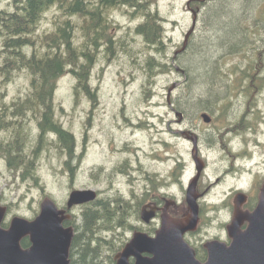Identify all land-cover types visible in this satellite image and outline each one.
Listing matches in <instances>:
<instances>
[{"label": "rangeland", "instance_id": "1", "mask_svg": "<svg viewBox=\"0 0 264 264\" xmlns=\"http://www.w3.org/2000/svg\"><path fill=\"white\" fill-rule=\"evenodd\" d=\"M189 1L141 0L142 3L147 5L151 13H159L166 31L164 41L168 43L167 52H169L170 58L174 52L181 49L185 41V35L192 27L193 14L187 7ZM234 1L229 0L228 2L227 0L226 5H229L226 7L234 9L233 4H236L232 3ZM12 3L13 0H0V10H12ZM215 3L219 5L217 0H209L206 3L204 13L198 16L196 29L192 37L189 38L192 40V47L187 54L180 57L179 65L187 69L189 80L186 84L193 86L192 96L197 98L200 95L210 96L208 89L204 88L198 81L201 80L205 83L202 79L204 71L210 61L214 60L213 67L219 70L220 74L216 73L217 76L213 84L205 78L207 81L206 86L211 87L212 91L220 97V100L223 99L222 102L229 105L230 112L235 114L232 117H239L249 112L246 106L247 101H251L250 108L254 105L250 95L251 89L247 87V84L245 85V80L238 85L224 86L221 75L228 70L240 72L241 67L247 63L248 58L244 57L245 54L243 53L231 52L234 50H230V45H228L230 43L224 45L225 42L230 40L229 36L226 37L223 31H218L217 26L208 24L209 14L205 16V12ZM237 4H239L238 13L241 15L242 23L240 25L249 29L250 37L248 34L246 36L248 41L251 42L250 45L256 44L257 51L263 53L262 56H264V0H240ZM242 7L247 8L249 12H243ZM113 11L111 14L115 18L112 19L113 27L116 29L114 35H117L115 38L129 31L128 28H135L143 18L142 16L131 17L127 9H125L126 12L118 8H114ZM60 15L61 12L57 5L53 6L42 18L34 35L43 36L50 32L51 28L54 27V19L56 20L57 16ZM71 19L76 24L75 38L78 40L77 42L83 41L84 38H82L81 32L83 19L78 15L72 16ZM133 35L135 38H127L135 39L139 43L140 41L143 42L140 36ZM237 41H241L240 38ZM144 47V43L133 46L135 51L139 48L144 49ZM116 49L121 51L119 48ZM150 52L154 53L155 51ZM170 58L166 60V57H163L167 65H170L168 64L171 62ZM253 59H256L255 55ZM134 60L142 61L140 58L131 61L130 56L124 52H121V56L117 54L116 57L114 55L108 56L107 51L104 56L99 57L97 63H95L97 57L94 56V67L89 81L91 92L95 94L94 97H89L83 89L76 94L77 78L72 73H65L59 78L54 94V116L64 128L74 135L76 155L71 161V165L75 169L74 174L66 164V160L69 158L67 153L63 152L59 146L49 145L50 143L47 142L49 138L39 145L38 120L33 118V112L29 113L31 119L24 123L23 127L27 143L37 151L34 155L31 154V158L34 160L32 173H34L37 181L35 177L28 176L29 173L23 178L21 175L23 167L13 173L11 167L7 165V155L0 150V202L2 204L9 203L10 205V211L6 217L7 221L11 220L13 216L33 219L40 213L41 203L47 196L52 198L58 206H62L66 203L72 190L94 188L96 183L92 174L93 167L108 165L109 161L102 149L104 148L106 153L108 151L111 153L112 147L109 149V141H116L122 133L131 141H134L135 144L139 143L141 147L147 150L156 149L158 151L159 158H157L156 164L162 174L163 182H171L172 180L173 162L170 151L172 149L176 150L175 148L184 153V158L188 163L184 180H187L193 173L195 174L192 158L189 153L185 152L187 148L191 151L192 145L183 139L176 141L170 132L173 114L167 105L168 89L174 82L182 81L183 76L173 69L158 73L154 85L155 93L149 99H145L143 84L146 83V74L141 68L134 66L139 65L138 62L134 63ZM2 62L3 57L0 55V69ZM107 65L109 66L107 67ZM104 66L105 72L102 73ZM252 73L255 74V79L250 86L255 83L264 86V71L260 69L259 73L256 74L255 69L252 68ZM241 75L240 72L239 76ZM29 89L30 77L26 71L16 72L13 79L8 83L4 81L0 72V94L2 93L3 102L9 103L19 96L24 97ZM92 101L96 102L97 105L93 110V119L86 122V113L91 111ZM121 108L124 109L120 110ZM226 109H228L227 106ZM119 112H124L129 117L128 127H121L122 120L115 116ZM249 117L255 120L254 115ZM261 121V118L258 122L255 120V127L249 129V131H238L242 133L236 138L235 145L237 148L252 150V137L256 136L258 140L262 141L261 148H264V122ZM134 123L136 125H133ZM249 136L250 138H248ZM50 139H56V137L51 136ZM225 141L228 143L227 137H225ZM173 145L175 146L173 147ZM83 148L84 154L82 157L77 156ZM220 148L221 141L219 142L218 138H216V144L213 146L205 143L200 146L204 158L209 161L207 184L216 181L217 175L215 174L219 172L221 159ZM80 158L84 162L82 167L79 166ZM105 177L106 174L103 175V180ZM246 177L244 175L243 180H247L249 176L247 179ZM103 180L99 184L102 187L107 186V181ZM85 207L80 206L74 209L77 220H80L79 224L82 223V214ZM131 221L140 225V221H137L135 217H132ZM133 232L134 230L129 231L125 235L130 238L133 236Z\"/></svg>", "mask_w": 264, "mask_h": 264}, {"label": "flooded vegetation", "instance_id": "2", "mask_svg": "<svg viewBox=\"0 0 264 264\" xmlns=\"http://www.w3.org/2000/svg\"><path fill=\"white\" fill-rule=\"evenodd\" d=\"M80 1L84 3L83 0ZM122 1L124 3H122ZM126 1L128 0H91L94 9L92 8L88 12H90L91 16L94 18L93 24L96 29L102 28L106 31L104 35H100L96 38V42L98 43L97 47H95V45L92 46V50L95 53L94 56L97 57L95 63H97L99 57L101 55L104 56L107 51L108 56L114 55L116 57L117 54L121 56V52L129 55L128 49H131L135 54L137 52L138 54L145 53L146 43L144 41H140L139 43L136 42L135 39L115 38V36H117L114 35L116 29L113 27L112 22V19L115 18L114 16L112 17L113 14H111V12L113 10L108 5H118L115 6V8L123 9L124 12H126ZM208 1L209 0H193L190 4H187V7L192 14L194 10L200 13L203 5ZM20 2L21 0H13V12H18ZM55 5H57L62 15L60 6L57 4L56 0H53L52 5L41 15L37 26H39L45 14ZM0 12H3V10H0ZM61 15L57 16L56 20L54 19V23L60 20ZM72 16L77 15L75 14ZM71 24L72 28H75V22L72 21ZM192 35L193 34H191L190 37H192ZM191 42L192 40L189 39L185 50L177 53L182 49V46L181 49L174 52L171 58L169 52H167L168 43L166 41H163V44L159 42L157 45L149 47L150 51H155L154 53H156L159 59L163 60V57H166V60H169L170 58L171 62L168 63L170 65H167V69H173L183 76L182 81H177L179 84L172 92L171 101H167V105L173 114L170 132L176 141L183 139L192 145L191 151L187 148L185 152L187 154L189 153L192 158L195 174L193 173L187 180H184V173L188 163L184 158V153L175 148L176 150L172 149L170 151L173 162L171 172L172 180L171 182H163L162 174L158 170L156 164L158 161L157 158H159L158 151L156 149L147 150L141 147L139 143L135 144L134 141H131L122 133L116 141H109V149L112 147L111 153L109 151L106 153V150L104 148L102 149V152L109 159L108 165H96L93 167L92 174L96 185L91 189L96 192V199L91 202V207L93 211L97 212L96 217L98 218L104 208L106 209L108 206H118L119 209L123 210V213L130 223H132V217L140 221V225L136 223L131 224L134 228L133 235L137 231H142L150 236H156L157 230L161 227L164 213H168L173 217H185L191 212L189 199L195 198L199 205L198 225L195 230L187 231L184 234V239L194 248L196 256L200 254L201 257H206L207 259L208 249L206 243L219 241L228 246L231 245L233 241L232 230L234 221L238 222V224H236V229H240L241 231L246 230L249 226V221L243 218L242 214L254 212L261 202V196L264 190V148H261L262 141L258 140L257 136L252 137V150L246 148L241 149L240 147L237 148L235 142L236 138L242 133L238 131H249V129H253L255 127V120L258 122L259 118L262 119L261 122H264V107L262 108V106H264V86L257 83L253 86H247L251 89L250 95L251 99L254 101V105L250 108L251 101H247L246 106L249 112L239 117H232L235 114L230 112L229 105L222 102L223 99L220 100L218 95L214 97L197 96L206 98L204 102L205 106H200L194 112H191L186 105H191L187 101V98L192 96L193 86L191 87V85L186 84L189 80L188 71L179 65L180 57L190 49L192 46ZM141 43H144V49L139 48L135 51L133 46ZM116 48L121 49V51ZM163 52L165 53L163 54ZM253 53V57L255 55L256 59H253L254 63L252 68L255 69L256 74H258L260 69L264 71V56H262L263 53L257 51L256 44L253 45ZM108 66L109 65H107V67ZM104 69L105 66L102 73L105 72ZM92 102L90 107L91 111L86 113V122L93 119V110L97 103L94 101ZM2 106L3 105L0 104V107ZM226 106L228 109H226ZM123 109L124 108H121L120 110ZM204 113L210 115V120L206 121L204 119ZM250 115H254L255 120H252L251 117H249ZM115 116L122 120V128L124 126H129V117L124 112H119ZM227 123L229 126H227ZM133 125L136 124L134 123ZM37 128L38 134L41 135L42 130L39 122ZM2 130L3 129H0V134L3 132ZM225 137H227L228 143L225 141ZM194 138L197 140V159L193 153L195 146ZM216 138L219 139V142L221 141L220 167L218 174H215L217 175L215 183L209 182L207 184L209 161L204 158L200 146L202 143L213 146L216 144ZM248 138H250V136ZM174 146L175 145H173V147ZM83 154L84 148L77 156L82 157ZM80 160L79 166L82 167L84 162L82 158H80ZM196 160H199L203 165L200 174L198 171V161ZM7 165L9 166L8 161ZM104 174H106V177L103 180ZM244 175L247 177L249 176L248 179L246 177L247 180H243ZM196 178L197 180L195 182ZM101 180L107 181V186L102 187V185L99 184ZM193 183L194 187H192ZM67 201L64 205L58 207L66 210L62 224L65 228H72L75 236L80 226V220H77L74 209L80 206L85 207V205L88 204L74 205L69 209L67 207ZM0 205L7 208L6 216L1 223V226L7 229L10 227L12 220L7 221L6 219L10 211V205L9 203L2 204V202H0ZM132 206H136L137 208L136 211H134L135 214L131 216L130 208ZM182 206H184V208H182ZM149 213H152V216L147 220L145 216ZM36 217L29 220H34ZM131 238L132 237H130V239ZM130 239L127 242H129ZM21 246L24 249H29L32 246L31 237L29 235L22 238ZM120 252L116 254L114 264H116L117 255ZM134 262L135 258L131 257L130 263L134 264Z\"/></svg>", "mask_w": 264, "mask_h": 264}, {"label": "trees", "instance_id": "3", "mask_svg": "<svg viewBox=\"0 0 264 264\" xmlns=\"http://www.w3.org/2000/svg\"><path fill=\"white\" fill-rule=\"evenodd\" d=\"M83 1L84 3L80 0H56L62 15L60 20L54 23L50 32L43 36L34 34L38 29L37 25L41 15L52 5L53 0H21L18 12L12 10L0 12V55L3 57L0 72L4 81L8 83L16 72L21 71H26L30 77V89L24 97L19 96L5 103L2 93L0 94V104L3 105L0 107V129H3V133L0 134V150L8 156L7 160L13 173L23 167L21 174L23 178L28 173V176L35 177L32 173L34 160L31 154L34 155L37 151L27 143L23 127L24 123L31 119L30 112H33V117L38 120L42 130V134L39 135V145L49 138L47 141L49 145L59 146L63 152L67 153L69 158L66 164L73 174L75 173L71 161L75 157L76 141L74 135L64 128L54 116V94L59 78L70 72L77 78L76 94L83 89L89 97L95 96L89 85L95 54L92 46L97 47L96 38L104 35L106 31L102 28L96 29L93 24L94 18L88 12L94 9L91 0ZM217 1L219 5L215 3L205 12V16L209 14L208 24L217 26L218 31H223L226 37L229 36L230 40L224 45L230 43L228 44L230 50H234L231 52L243 53L244 57L248 58L247 63L240 69L242 75L239 76L240 72L235 70L223 72L222 84L224 86L238 85L245 80V85L250 86L255 79V74L252 73L253 52L251 51L253 46L250 45L251 42L246 36L248 34L250 37L249 29L240 25L242 23L241 15L238 13L240 3L237 4L240 0L232 2L236 3L233 4L234 9L226 7L229 5H226L227 0ZM125 4L131 17L142 16L143 18L135 28H128L129 31L120 34L118 38H135L133 35L135 34L146 43L145 53L142 55L138 52L133 53L131 49L128 51L131 61L136 58L142 59L140 62L134 60V63L138 62L139 65L136 66L143 69L146 74L143 94L145 99H149L155 93L154 85L157 74L168 70L166 62L159 59L156 53L150 52L149 47L159 42L163 44L166 34L165 27L159 13H151L141 0H128ZM108 6L113 10L118 5L109 4ZM206 6L207 4L203 5L200 13L197 11L198 16L204 13ZM241 10L249 12L244 7ZM75 14L83 19L81 32L84 40L79 42L75 38V28H72L71 24V16ZM239 38L241 41L238 42ZM214 63V60L210 61L204 71L202 79L205 83L198 81L208 89L212 97L216 95V92L206 85L207 81L215 83L216 73L220 74V71L213 67ZM187 101L191 104L186 105L187 108L194 112L200 106H205L206 98L190 96ZM51 136H55L56 139H50ZM35 180L37 181L36 177ZM136 208V206L130 208L131 216L135 214ZM96 215L97 212L92 210L91 204L85 207L82 223L71 243L70 264H114L116 254L130 239L125 234L134 228L118 206H108L98 218ZM197 257L201 261L206 260V257H201L200 254H197Z\"/></svg>", "mask_w": 264, "mask_h": 264}, {"label": "water", "instance_id": "4", "mask_svg": "<svg viewBox=\"0 0 264 264\" xmlns=\"http://www.w3.org/2000/svg\"><path fill=\"white\" fill-rule=\"evenodd\" d=\"M191 3V0L188 4ZM193 23L185 35L183 47L185 50L191 34L197 26L198 14L193 11ZM176 53V54H177ZM174 82L168 89L167 99L171 101L172 92L178 86ZM206 121L210 115L203 114ZM194 140V156L197 159V140ZM198 161L199 174L203 165ZM200 163V164H199ZM197 178L195 179L196 182ZM194 187V183L192 185ZM96 192L92 189H74L70 192L67 207L92 202ZM191 212L185 217H173L168 213L162 216L161 227L156 236H150L142 231L134 233L123 250L117 255L116 264H264V190L258 208L252 213H244L242 217L249 221L246 230L236 229L238 222L234 221L231 245L219 241L206 243L208 258L201 261L197 258L194 248L184 239V234L195 230L199 221V205L195 198L189 199ZM7 208L0 205V264H69V254L74 232L62 224L66 213L50 197H45L41 203L39 215L34 220L15 216L9 228L1 226L6 216ZM152 213L147 214L146 219ZM31 237L32 246L24 249L21 240L24 236Z\"/></svg>", "mask_w": 264, "mask_h": 264}]
</instances>
